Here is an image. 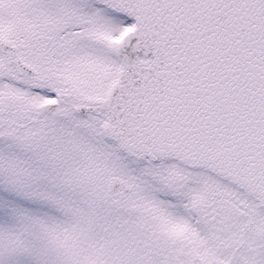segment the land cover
Listing matches in <instances>:
<instances>
[{
	"label": "snow or ice",
	"instance_id": "obj_1",
	"mask_svg": "<svg viewBox=\"0 0 264 264\" xmlns=\"http://www.w3.org/2000/svg\"><path fill=\"white\" fill-rule=\"evenodd\" d=\"M0 264H264V0H0Z\"/></svg>",
	"mask_w": 264,
	"mask_h": 264
}]
</instances>
